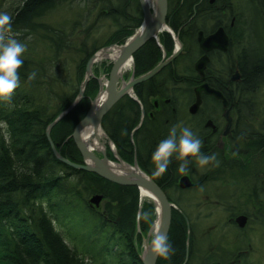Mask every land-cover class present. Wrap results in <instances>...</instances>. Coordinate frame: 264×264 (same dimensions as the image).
Segmentation results:
<instances>
[{
  "label": "trees",
  "instance_id": "trees-1",
  "mask_svg": "<svg viewBox=\"0 0 264 264\" xmlns=\"http://www.w3.org/2000/svg\"><path fill=\"white\" fill-rule=\"evenodd\" d=\"M166 1L167 24L182 44L179 54L155 75L133 86L135 100L128 95L120 97L102 116L101 128L120 159L132 164L135 155L139 168L167 191L172 179L181 174L178 160L172 161L167 171L156 177L151 157L173 126L199 129L198 121L186 111L193 99L192 88L199 79L192 68L199 49L193 34L182 35L177 30L197 0ZM245 2L253 6L254 15L250 22L248 16H240L247 23L246 29L241 28L244 34L233 40L239 80L227 81L234 72L231 65H226L224 70H206V75L216 79L226 98L232 100L226 94L228 89V94L231 91L234 99H239L237 114L244 117L242 125H246L240 130L253 132L245 135L246 147L259 150L264 149V0ZM61 4H83L85 14L94 13L95 20H110L113 28L101 42L93 39L87 44V35H84L72 45L69 35L74 22L66 32L63 26L43 21L44 16ZM175 8L177 17L172 15ZM2 10L11 15L12 31L26 44L27 50L19 70L20 86L11 103L0 102V122L6 124L0 126V264H89L65 243L54 227V216L37 200L46 195L54 197L49 206L64 215L72 217L74 212H82L83 217L86 214L97 217L94 225L97 234L93 240L106 241L117 235L121 247L115 264H141L132 238L138 211L137 188L112 183L57 161L44 134L47 124L77 95L88 57L103 46L123 43L139 26L138 0H12ZM36 42L41 43V52L36 49ZM172 48L171 36L165 31L158 34L157 42L147 40L132 54L133 76L146 72L160 60L162 51L168 56ZM66 52L72 62L70 70H66L65 59H60ZM108 68L109 64L102 61L92 67V73L95 77L106 76ZM33 71L37 73L36 78L29 83L27 77ZM232 83L236 88H232ZM97 90L96 78H89L82 98L49 129L56 151L71 162L81 163V157L69 135ZM201 100L207 108L202 107L196 114L198 117L210 114L209 102L220 108L218 101L210 96L202 95ZM141 109L144 115L137 126ZM106 156L113 159L109 152ZM173 158L176 159L175 155ZM85 194L101 195V206L90 207L82 198ZM141 211L146 218H139V227L145 233L155 218L152 202L144 200ZM107 228L109 233L100 235ZM166 235L175 254L167 261L157 258L155 264H179L184 256L185 234L183 219L176 212H172Z\"/></svg>",
  "mask_w": 264,
  "mask_h": 264
},
{
  "label": "flooded vegetation",
  "instance_id": "flooded-vegetation-1",
  "mask_svg": "<svg viewBox=\"0 0 264 264\" xmlns=\"http://www.w3.org/2000/svg\"><path fill=\"white\" fill-rule=\"evenodd\" d=\"M245 1L251 0H197L190 6L187 20L177 28L182 35L193 34L196 44L198 33L206 37L220 28L227 41L225 50L211 48L205 53L207 61L203 69L204 81L221 93L226 101L225 106L221 105L220 100L201 93V97L210 96L218 101L219 110L209 102L207 110L210 114L198 117L197 112L202 107L207 108L203 106L201 100L197 111L194 114L188 113L187 108L192 103L194 94L192 101L186 107L191 118L198 121L199 129L193 132L202 141V154L209 156L215 154L219 165L216 166L213 162L200 167L195 158H190L192 162L189 164L187 174L173 178L170 183L171 188L167 191L146 174L162 190L167 201L172 205L170 220L172 212H176L183 219L185 248L179 264H264V149L255 150L246 147L245 135L253 132L240 130L246 125H242L244 117L237 114L239 99H234L231 91L228 94L227 88L226 94L231 96L232 100L226 98L224 92L220 90L221 86L216 84V79L212 76L210 79L206 75V70H224L226 65H231L234 72L228 76L227 81L239 80L237 71L239 69L235 60L237 50L232 46L233 40H238L239 34H244L243 29H246L247 23L245 19L241 20L240 16H248L250 22L251 16L254 15L253 6ZM167 10L166 1V14ZM172 15L178 16L177 8ZM165 24L168 26L166 18ZM169 29L171 30L170 27ZM158 46L161 48L159 44ZM197 48L199 54L193 61V70L194 62L204 54L198 45ZM162 55L166 56L164 51ZM129 71L124 80H127L131 74L133 76L132 64ZM199 83L198 79L195 86ZM230 85L236 88L235 84ZM131 95L135 98L132 92ZM225 109L229 123L223 117ZM143 115L141 109L140 118L141 116L143 118ZM107 149L115 160L108 146ZM172 161L176 162L177 159L173 158ZM133 162L139 167L135 155L132 164ZM180 163L178 161L176 164L179 166Z\"/></svg>",
  "mask_w": 264,
  "mask_h": 264
},
{
  "label": "water",
  "instance_id": "water-1",
  "mask_svg": "<svg viewBox=\"0 0 264 264\" xmlns=\"http://www.w3.org/2000/svg\"><path fill=\"white\" fill-rule=\"evenodd\" d=\"M140 11H141V22L138 28L134 31L132 35L121 45L110 44L108 46L101 47L97 51L107 49L111 46L120 47V51L116 57L111 61L107 77L102 81L101 78H96L98 82V91L95 96L90 99L89 106L84 114V116L74 125L69 137L74 143L76 149L78 150L81 163H74L68 159L61 156L55 149V145L51 142L48 132L51 126H53L59 119H61L65 114H67L74 105L82 98L83 88L86 85V82L89 78H94L91 72V65L94 63L95 51L91 54L86 60L84 66V74L81 82L78 85V92L74 100L69 106H67L63 111L59 112L55 118L49 122L44 130L46 140L48 142L49 148L55 157V159L64 165L73 168L79 169L86 172H91L99 177L110 181L118 185H131L135 186L140 195L141 190L149 192L151 197H148L154 204L155 209V218L148 229L146 235L142 239V249L138 254V258L141 264H155L156 258L151 255L146 247L145 242L151 238L152 233L156 229H161L165 234H167L169 222H170V210L172 205L167 201L162 190L143 172L141 171L135 162L132 165H129L122 161L116 154L113 144L108 139L103 129L101 128V119L102 116L109 110V108L124 94L129 96L132 92L133 85L145 81L155 75L164 65L169 63L180 51L181 43L177 39L176 35L169 29L165 24L166 18V0H153V8L148 7L145 0H138ZM165 31L171 35V38L174 42V48L172 52L165 57L162 55L159 62H157L153 67H151L146 72L133 78L132 74L127 80H124L122 75H119L120 68L123 62L126 59H130L132 63V54L138 49L144 42L148 39L153 38L157 39V34ZM197 45L204 52L195 62H194V71L199 76V84L193 88L194 99L192 103L188 106L187 111L190 114H194L201 102V93L212 96L213 98L220 100L221 105L225 106V98L221 93L210 87L204 81V64L207 61L205 55L211 48H217L220 50H225L227 41L223 31L219 28L214 33L202 37L201 33L197 35ZM104 91V99L95 106L94 101L97 98V95ZM133 99H135L132 96ZM142 115V114H141ZM223 117H225L227 123H229L227 117V110L223 112ZM142 116L138 123H140ZM85 126H91L92 130L95 131L99 128L103 133L104 142L110 147V150L115 158L114 161H110L106 157L105 148L102 147L99 150L92 151L88 146L83 142L80 137V132ZM104 146V145H103ZM111 163H122L128 168H131L128 173H117L111 169ZM90 206L97 207L101 201V195L93 194L87 200ZM156 224V225H155ZM155 225V228H154Z\"/></svg>",
  "mask_w": 264,
  "mask_h": 264
},
{
  "label": "rangeland",
  "instance_id": "rangeland-1",
  "mask_svg": "<svg viewBox=\"0 0 264 264\" xmlns=\"http://www.w3.org/2000/svg\"><path fill=\"white\" fill-rule=\"evenodd\" d=\"M12 0H1L0 4V12L3 11L7 4ZM94 13H84V5L83 4H61L51 10L47 16H44L43 21L49 22L50 24L63 26L66 32H69V26L72 22L75 23L74 27L71 30V34L69 38L72 39V45L79 42V40L84 36L87 35V44L94 39L96 42H101L106 38L108 33L111 31L112 23L110 20H95ZM131 35V34H130ZM36 49H39L41 52L42 45L39 42L35 43ZM162 57V56H161ZM60 59H65L66 65L68 68L66 70H70L72 67V62L67 56V52L63 53L60 56ZM161 59V58H160ZM105 61L109 64L111 61L108 59H102L92 64L97 65L99 62ZM91 67V68H92ZM109 69V68H108ZM130 70V68H129ZM128 71V70H127ZM124 72L122 75L123 78H126L130 71ZM104 75L100 74L99 76ZM105 76V75H104ZM106 77V76H105ZM110 160V159H109ZM111 161H114L111 159ZM123 161V160H122ZM79 189V188H78ZM91 195H83L82 198L84 200H88ZM141 198L138 194V211L140 212L144 200L151 202L148 199ZM39 202L42 204L44 209L52 216H54V227L58 230L59 233L62 234L63 240L65 243L72 249H74L81 257H84L85 261H88L89 264H115L117 259V253L120 251V241L117 238V235H114L112 238L107 239L104 241L103 238L93 240L96 237V230L94 225H96V221H98L97 217L91 216L86 214L83 217L82 212L73 213L72 217L68 215H64L60 211L53 210L52 207L49 206L54 201L53 196H44L42 198H38ZM101 201L97 208L101 206ZM153 204V203H152ZM92 208H96L95 206H90ZM60 219L63 222H60L56 218ZM154 220V219H153ZM153 222V221H152ZM140 219L135 218V222L133 225V232L132 238L136 244V248L138 249L139 253L142 249V239L146 235L148 229L145 233L140 230L139 227ZM75 226V227H74ZM100 235H107L109 233V229H104ZM99 235V234H98ZM102 236V237H103ZM101 248H105L106 251H101ZM100 249V251H98ZM100 253V255L98 254Z\"/></svg>",
  "mask_w": 264,
  "mask_h": 264
},
{
  "label": "clouds",
  "instance_id": "clouds-1",
  "mask_svg": "<svg viewBox=\"0 0 264 264\" xmlns=\"http://www.w3.org/2000/svg\"><path fill=\"white\" fill-rule=\"evenodd\" d=\"M27 46L16 38L12 31V17L7 12H0V102L11 103L13 94L20 86L19 70L24 61L23 54ZM37 73H29L27 82L35 80ZM0 126H6L0 122ZM202 141L195 132L187 126H173L167 138L161 140L152 154L154 165L153 175L162 176L172 162V157L180 161L178 171L187 174L190 158H195L200 167H205L210 163L219 165L215 154L209 156L201 152ZM137 218H146L142 211L137 213ZM147 251L160 260H170L175 254L168 236L161 230L156 229L149 240L145 242Z\"/></svg>",
  "mask_w": 264,
  "mask_h": 264
},
{
  "label": "bare ground",
  "instance_id": "bare-ground-1",
  "mask_svg": "<svg viewBox=\"0 0 264 264\" xmlns=\"http://www.w3.org/2000/svg\"><path fill=\"white\" fill-rule=\"evenodd\" d=\"M145 1L147 3L148 7L153 8V0H145ZM119 51H120V47H117V46H111L107 49L97 51L95 53L94 62H97V61L102 60V59L103 60L108 59V60L112 61L116 57V55L118 54ZM131 64L132 63L130 62V59H126L120 68L119 75H122L127 70L129 71ZM123 76L124 75H122V77ZM104 96H105L104 91L100 92L97 95V98L94 101L95 106H97L104 99ZM80 137L83 140V142H85V144L88 146V148L90 150L95 151V150H99L102 147H104L105 152H107V150H108L107 146L108 145L105 144L104 138H103V133L99 128H97L95 131H93L91 126H85L84 128H82V130L80 132ZM110 167L115 172L123 173V174L128 173V172H130V170H132L131 168H128L127 166H125L122 163H120V164L119 163H116V164L111 163ZM140 197L141 198H144V197L148 198V197H151V194L149 192L141 190ZM155 225H154V228H155Z\"/></svg>",
  "mask_w": 264,
  "mask_h": 264
}]
</instances>
